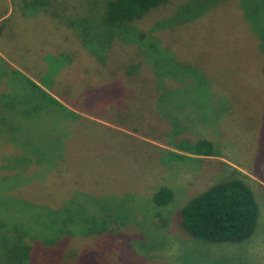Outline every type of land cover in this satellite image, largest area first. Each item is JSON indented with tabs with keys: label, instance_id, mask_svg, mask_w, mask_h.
Segmentation results:
<instances>
[{
	"label": "rangeland",
	"instance_id": "obj_1",
	"mask_svg": "<svg viewBox=\"0 0 264 264\" xmlns=\"http://www.w3.org/2000/svg\"><path fill=\"white\" fill-rule=\"evenodd\" d=\"M37 1L0 0V221L54 209L70 229L96 221L108 233L66 239L96 247L88 264H264V0H170L122 37L102 23L107 0ZM201 140L213 156L179 151ZM234 178L256 198L253 234L185 233L182 205ZM15 256L0 244V264Z\"/></svg>",
	"mask_w": 264,
	"mask_h": 264
},
{
	"label": "trees",
	"instance_id": "obj_2",
	"mask_svg": "<svg viewBox=\"0 0 264 264\" xmlns=\"http://www.w3.org/2000/svg\"><path fill=\"white\" fill-rule=\"evenodd\" d=\"M30 1L38 2L37 0ZM169 1L107 0L102 15V23L110 30L111 34L122 37L123 32H126V30L122 32V26H125V23L138 20ZM25 4L29 5L28 3ZM109 58L108 55L104 57L105 65L109 64ZM100 59L103 61V57ZM89 67L92 70L95 68ZM156 67L159 68L158 65ZM262 70L264 74V66ZM154 71L155 73L152 76L146 75L147 85L155 83V87L147 88L146 93L148 96H152L153 88L157 90L156 85L163 80L161 78V70ZM87 72L90 75L93 74L91 70H87ZM110 79L108 85L111 83L114 87L120 82L121 77L120 75L119 77L114 75ZM89 89L95 90L98 87ZM131 94L134 96L133 92ZM46 97L48 98L47 95ZM49 100L54 106H58L57 101L51 97H49ZM162 102L164 101L162 100ZM167 103L160 105L159 108L168 105ZM64 110L71 117L77 118L74 113ZM179 151L196 156L208 157L214 155L212 144L205 140L192 143L187 147L182 146ZM183 156L182 154L171 153L168 158L180 160L184 159ZM6 198L12 199L16 197L9 196ZM171 199L172 192L166 187H160L152 195V201L156 206H165ZM20 200H22V202L20 201L21 207H30L27 202H23V199ZM52 211H46L48 216L34 217L30 210L26 212L31 215L26 216L25 213H22L18 217V219H21L19 222L17 221L18 219L9 224L0 221V244L2 243L4 251L7 252L12 249L16 253L14 260L10 264H28L30 260L36 264H44L46 262H49V264H82V261L85 264L86 261L95 258L96 247L94 245L91 249L86 245L82 249L76 247L68 250L66 239L74 238L76 234L72 232H78L83 235L81 237L101 236L108 233L105 232L106 229L96 221H86L87 217L85 221L80 219L85 222L84 226L86 227L76 226L74 229H70L68 228V220L60 221L54 219L55 217H62L59 216V210L54 209ZM258 212V204L251 188L242 179L234 178L215 183L190 198L177 211V217L178 224L182 230L194 238L208 242H239L246 240L253 234ZM47 213L44 212L42 215ZM52 213H56V215L52 217ZM96 232L100 233L96 234ZM36 241L39 242L37 243ZM5 258H7L6 255Z\"/></svg>",
	"mask_w": 264,
	"mask_h": 264
}]
</instances>
